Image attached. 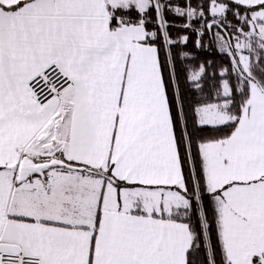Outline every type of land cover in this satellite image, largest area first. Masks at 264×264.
<instances>
[{
	"label": "snow or ice",
	"instance_id": "snow-or-ice-1",
	"mask_svg": "<svg viewBox=\"0 0 264 264\" xmlns=\"http://www.w3.org/2000/svg\"><path fill=\"white\" fill-rule=\"evenodd\" d=\"M0 264H264V0H0Z\"/></svg>",
	"mask_w": 264,
	"mask_h": 264
}]
</instances>
